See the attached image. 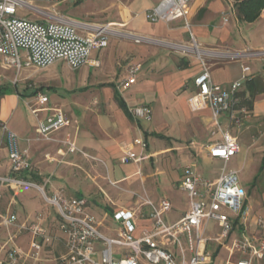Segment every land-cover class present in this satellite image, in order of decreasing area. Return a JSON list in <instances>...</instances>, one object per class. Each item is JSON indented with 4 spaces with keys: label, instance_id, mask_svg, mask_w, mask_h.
<instances>
[{
    "label": "crops",
    "instance_id": "obj_1",
    "mask_svg": "<svg viewBox=\"0 0 264 264\" xmlns=\"http://www.w3.org/2000/svg\"><path fill=\"white\" fill-rule=\"evenodd\" d=\"M162 1L67 2L74 8L80 7L81 11L88 8L86 13H81V22L89 18L94 23H113L124 34L151 42L110 37L105 48L91 51L90 62L73 71L74 75L62 81L57 77L51 67L62 62L69 69L63 61L43 70L23 68L28 73L19 79L21 70L9 83L14 93L8 96L0 93V121L16 134L19 149L29 152L31 170L23 177L42 188L47 196L84 198L86 213L95 218L98 231L108 239H117L123 229L114 215L120 211L132 212L138 206L140 210L130 220L132 237L139 238L143 232L153 230L154 221L149 217L151 207L144 204L145 201L153 206L169 201L171 208L162 215V221L166 225L178 221L190 208L189 196L181 188L186 166L211 182L219 178L223 169L235 171L242 187L240 173L247 175L246 193L252 188L261 165L264 167V134L257 140L255 136L242 138L240 129L243 124H251L252 130L258 132V127L264 124V92L255 96L252 111L241 117L240 125H229L224 116L218 118V121L225 120L226 124L221 127L237 139L240 151L226 163L211 158L205 146L221 141V136L212 133L214 123L209 107L193 83L202 72V64L194 53L183 54L171 47L195 45L204 53L216 54L264 51V9L253 22H244L236 11V4L241 0H190L186 6L188 31L183 19L166 24L152 23L145 18V12ZM65 17L73 19L67 14ZM204 62L212 83L223 89L239 81L238 93L243 92L247 79H257L264 85V56L243 55L235 59L205 56ZM132 65L139 67L136 82L127 90H120L119 84ZM243 67L249 68L245 74ZM0 69L5 70L1 61ZM4 81L0 71V89L8 85ZM49 91L54 93L52 97L47 94ZM39 95L45 96L47 101L40 103ZM20 102L25 106L28 122L19 109ZM137 106L150 108L151 121L133 117L131 110ZM57 111L69 125L53 132L50 140L39 139V123ZM69 144L74 145V151L69 150ZM125 152H133L143 159L123 164L120 159ZM236 158L242 162L241 167L228 168V162ZM9 174L8 151L1 143L0 133V176ZM29 189L40 193L34 187H0V262L7 264L8 251L15 248L18 255L14 264H58L65 253L66 240L60 229L61 219L41 193V202L34 195L26 194ZM6 216H15L14 224H2ZM257 218L260 217H249L248 222L253 221L249 230L253 234L257 232V237H264V233L257 230ZM30 225H37L43 237H36L25 229ZM210 233L206 234L208 238L213 237ZM179 238L186 247V238ZM33 243H37L39 249L33 248ZM105 248L102 242L93 243L96 262ZM164 248L174 254L177 252L172 246L164 245ZM207 249L215 257L214 264L228 261L234 264L241 257L230 258L222 244L214 240L208 241ZM221 250L227 256L216 262ZM112 252L114 260H118L131 251L113 246ZM187 255L191 256L186 249ZM140 264L146 263L141 260Z\"/></svg>",
    "mask_w": 264,
    "mask_h": 264
},
{
    "label": "built area",
    "instance_id": "obj_2",
    "mask_svg": "<svg viewBox=\"0 0 264 264\" xmlns=\"http://www.w3.org/2000/svg\"><path fill=\"white\" fill-rule=\"evenodd\" d=\"M72 0H0V56L1 64L6 68L15 69L18 74L23 68L43 70L56 62L63 61L72 70H78L90 62V53L93 50L105 48L110 37L121 36L137 42H151L146 38L124 34L113 23L90 24L70 19L54 11V7ZM190 0H163L158 6L145 12V18L152 23H170L179 19L186 21V6ZM46 5L51 10L39 8L37 5ZM191 39H193L190 33ZM172 49L183 54L194 53L202 64L201 74L194 80V86L203 97L210 110L214 123L213 134L219 133L221 141L206 145L205 150L209 157L221 159L226 163L240 151L235 137L223 131L218 121L224 116L231 126L240 125L241 117L246 116L244 108L236 110L238 104L237 93L241 82L231 84L229 89L214 85L204 57L231 58L240 56L262 57L264 51L246 50L243 54H216L191 47L171 45ZM98 66L97 62L92 63ZM139 67L132 65L127 68V77L120 82L119 89L127 90L136 82ZM248 67H243L245 74ZM245 79V76L242 77ZM16 79L14 80V83ZM38 101H47L45 96L39 95ZM133 117L144 121H151L152 113L147 106H137L131 110ZM68 121L60 111L47 118L38 125L39 139L50 140L53 132L68 126ZM1 143L8 151L10 174L0 176V187L17 189L20 187H34L38 189L43 199L55 207L61 219L60 229L66 235L65 253L59 258L58 264H214L213 254L208 251L207 243L210 240L222 244L231 258L240 255L234 264H264V237L245 236V223L250 213L245 206L246 190L240 185L237 172L222 170L219 178L211 182L197 176L189 166L183 170L181 188L190 199L189 210L176 222L166 225L162 215L170 210L169 201L164 200L158 206L150 202L144 204L151 207L149 217L154 221L151 232H143L141 237L134 238L130 220L140 210V206L132 212L120 211L114 219L122 226L117 239L104 237L97 228V222L92 215L86 213L87 201L84 198H66L61 194L47 196L42 188L29 182L23 174L31 170L29 152L19 149L18 137L0 121ZM144 147V144H141ZM69 150L74 151L73 144ZM143 157L133 152H125L120 161L123 164L139 162ZM15 216L3 217L2 224L12 225ZM214 223L219 232L215 237L208 238L209 223ZM258 231L264 233V224L260 218L256 219ZM36 237H43V231L37 225L26 227ZM180 236L186 238V247L183 246ZM94 242H102L105 249L98 262L94 259ZM166 246L174 247V254ZM129 248L130 254L114 260L112 247ZM33 248L39 249L37 243ZM191 256L186 258V249ZM17 249L11 248L7 254V264H14L17 258ZM176 259H179L177 262ZM2 264V262H0ZM229 264V261L227 262ZM232 264V263H230Z\"/></svg>",
    "mask_w": 264,
    "mask_h": 264
},
{
    "label": "rangeland",
    "instance_id": "obj_3",
    "mask_svg": "<svg viewBox=\"0 0 264 264\" xmlns=\"http://www.w3.org/2000/svg\"><path fill=\"white\" fill-rule=\"evenodd\" d=\"M69 4L70 3H64V4H60L58 6H55L54 7V11L59 13L60 15H62L64 17L67 14L71 18H73V19L75 18L76 20L81 21L82 20V17H81L82 14L81 13L82 12L86 13L88 11V8L85 7V11H81L80 7H75L74 8V5L72 6V5H69ZM37 7L44 8L45 10H51L52 9L49 6L41 5V4L37 5ZM84 20L87 21V23H90V24H106V23H94L89 18L88 19H83V21ZM244 33H245V36L247 37L248 34L246 32H244ZM144 43H149V42H144ZM0 61H1V56H0ZM51 68H52L54 73L57 75V77L61 81L64 80L69 75H71V74L74 75L75 74L73 71H70L69 69H67L62 62H59V63L53 65ZM0 71L2 72V74H3L4 78H5L4 82L8 83V85L6 86V91L4 92V95L5 96L12 95V93H14V88L12 86H10L9 83L13 80L14 77H16L15 76L16 75L15 69L6 68L5 67V70L0 69ZM27 73H28L27 70H22L20 72V74L18 75L19 79L23 78ZM47 94L50 97H52L54 95V93L51 92V91L47 92ZM19 109L23 112L24 116H26V119H27V122H28L29 121V117H27V112H26L25 106H24V104L22 102H20V104H19ZM219 121H220L221 125H225L226 124L225 120L222 119V118L219 119ZM250 126H251V124H243V126H241V127L239 126L241 131H242L241 132L242 133L241 137L242 138H247L249 136H251V137L255 136L254 140H257L258 138H261L262 135L264 134V124L260 125V127H258V128H260V129H258V132L252 130V127H250ZM241 163L242 162L238 158H236L234 160L229 161L227 166H228V168H235V169L237 168V169H239L241 167ZM256 163H257V161L255 162V164ZM213 167H214V165L211 166L210 169H212ZM206 173H207V171L205 170L204 171V175H206ZM263 175H264V173H263ZM240 179L242 181V185H243L244 189H246V187H247L246 186V181L249 180V177L247 175L245 176L242 173H240ZM26 191H27L26 194L29 193L30 195H34L35 199L41 202L40 193L37 190L29 189V190H26ZM245 206L249 209L250 218L256 215V217H260L264 221V176H261V178L258 180V183H257V185L255 187H252L251 189L249 188L247 190V196H246V199H245ZM45 209L46 210H48V209L52 210L50 207H46ZM249 222L245 223V228H246L245 236H247V237H251V234H253L249 230V227L253 223L252 219H250ZM208 230H209V232H211L210 235H212L213 237L216 236L217 233L219 232V228L217 226H215L212 222L209 223ZM255 234H257V232H255ZM259 236H260V234H259ZM226 256H227V253L225 251L221 250L219 252V254L217 255L216 262H218L219 260L225 259ZM186 258L188 259L189 256L187 255ZM176 260L178 262L179 259H176Z\"/></svg>",
    "mask_w": 264,
    "mask_h": 264
},
{
    "label": "trees",
    "instance_id": "obj_4",
    "mask_svg": "<svg viewBox=\"0 0 264 264\" xmlns=\"http://www.w3.org/2000/svg\"><path fill=\"white\" fill-rule=\"evenodd\" d=\"M264 9V0H241L236 4L237 15L241 21L244 22H253L256 20L261 11ZM245 91L237 93L238 104L235 106L236 110L244 108L246 112L252 111L253 101L256 95L264 92V85L261 81L257 79H247L245 81ZM6 88L0 89V93H4ZM245 92L248 93V96L245 95ZM264 173V167L261 165L259 169V174L254 178L252 182V187H255L258 183V180Z\"/></svg>",
    "mask_w": 264,
    "mask_h": 264
}]
</instances>
